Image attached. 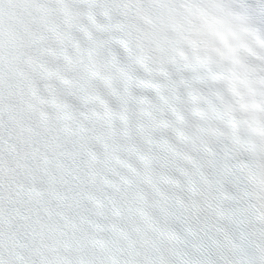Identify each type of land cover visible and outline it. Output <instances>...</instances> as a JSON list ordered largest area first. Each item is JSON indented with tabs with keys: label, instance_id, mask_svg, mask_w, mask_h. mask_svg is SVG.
<instances>
[{
	"label": "snow or ice",
	"instance_id": "1",
	"mask_svg": "<svg viewBox=\"0 0 264 264\" xmlns=\"http://www.w3.org/2000/svg\"><path fill=\"white\" fill-rule=\"evenodd\" d=\"M0 264H264V0H0Z\"/></svg>",
	"mask_w": 264,
	"mask_h": 264
}]
</instances>
